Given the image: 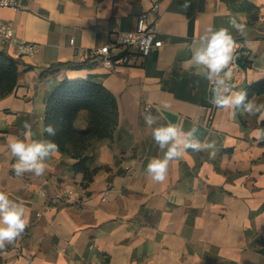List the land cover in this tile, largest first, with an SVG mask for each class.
<instances>
[{"label": "crops", "instance_id": "0c3cea01", "mask_svg": "<svg viewBox=\"0 0 264 264\" xmlns=\"http://www.w3.org/2000/svg\"><path fill=\"white\" fill-rule=\"evenodd\" d=\"M16 1L18 8L0 6V21L35 51L4 48L17 60V78L0 98V191L23 202L29 223L0 252V264H264V141L253 136L264 118L216 108L189 48L209 26L228 28L250 53L245 78L231 81L244 91L264 78V0H187V10L186 0ZM141 14L156 22L162 46L104 66L96 49L115 29H133ZM233 17L246 24L244 36L231 27ZM87 77L110 90L118 105L113 137L83 151L88 169L99 168L92 180L85 183L76 159L60 151L43 176H16L8 141L23 139L25 121L32 138L43 139L51 90ZM251 99L264 104V94ZM146 104L159 123L196 127V138L214 149L188 150L170 164L165 182L152 181L146 166L163 152L145 125ZM86 122L82 110L75 125ZM106 185L114 193L101 201Z\"/></svg>", "mask_w": 264, "mask_h": 264}, {"label": "clouds", "instance_id": "9594fccd", "mask_svg": "<svg viewBox=\"0 0 264 264\" xmlns=\"http://www.w3.org/2000/svg\"><path fill=\"white\" fill-rule=\"evenodd\" d=\"M187 10L190 4L181 5ZM231 27L241 36L246 34V24L238 22L233 17L229 21ZM10 35V33H9ZM240 45L234 39L228 28H214L209 26L198 39L189 46L192 56L191 63L198 69L210 84L211 103L218 109L231 110L233 116L237 110L241 114H260L264 118V104H257L247 98L245 91H235L231 83L237 60V49ZM145 125L151 129V136L163 156L152 158L146 166V174L152 181L163 183L168 176L169 166L172 162L181 159L188 150L200 152L214 149V143H202L196 138L197 128L192 127L185 131L175 123L161 124L160 116L151 111L143 114ZM24 137H12L8 141V149L15 158L12 170L16 176L32 174L41 177L48 167L47 161L59 152L58 144L51 139H33L32 128L28 121L23 123ZM54 137L56 129L52 125L43 127V134ZM254 138L264 141V129L253 132ZM210 155H215L210 152ZM29 218L25 205L0 191V252H4L10 245L22 237L28 227Z\"/></svg>", "mask_w": 264, "mask_h": 264}, {"label": "trees", "instance_id": "16d2710c", "mask_svg": "<svg viewBox=\"0 0 264 264\" xmlns=\"http://www.w3.org/2000/svg\"><path fill=\"white\" fill-rule=\"evenodd\" d=\"M248 61H246V64ZM17 60L5 50H0V98L16 87ZM247 98L264 94V78L246 86ZM87 112L86 126L78 129L75 125L80 111ZM118 124L116 96L104 85L91 77L67 79L55 86L45 100L43 127L52 125L54 137L45 132L43 139L54 140L60 152L70 154L76 162L74 170L83 174L88 183L99 168L89 170L84 149L96 140L111 139ZM264 129V120L261 121Z\"/></svg>", "mask_w": 264, "mask_h": 264}, {"label": "built area", "instance_id": "2783aa9c", "mask_svg": "<svg viewBox=\"0 0 264 264\" xmlns=\"http://www.w3.org/2000/svg\"><path fill=\"white\" fill-rule=\"evenodd\" d=\"M0 6H8L18 8L20 5L16 0H0ZM156 10V6L152 7V11ZM10 33V35H9ZM73 39H70V43ZM240 47L237 49L236 67L233 72L232 82H238L245 78L246 61L250 58V53L242 42H237ZM163 41L158 37V29L155 21H148L145 14L137 17L135 26L130 30L115 29L112 32L111 40L96 49V53L100 62L111 67L115 64L127 63L132 55V51L141 57L148 56L153 50L161 47ZM8 46L13 48L19 55H33L35 45L32 42L20 40L14 33L9 22L0 21V50ZM112 49H118L120 52L114 54ZM151 105L144 106L145 111H150ZM64 193L55 195V198H62ZM44 194V191H40ZM114 189L110 185H106L102 190L100 200L106 201L112 194Z\"/></svg>", "mask_w": 264, "mask_h": 264}]
</instances>
